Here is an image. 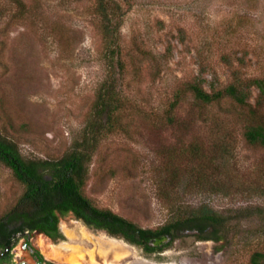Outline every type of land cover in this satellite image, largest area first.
I'll return each mask as SVG.
<instances>
[{
    "label": "rangeland",
    "instance_id": "1",
    "mask_svg": "<svg viewBox=\"0 0 264 264\" xmlns=\"http://www.w3.org/2000/svg\"><path fill=\"white\" fill-rule=\"evenodd\" d=\"M23 1L28 15L14 21V8L0 0V125L23 156L57 157L79 138L106 76L101 36L90 12L93 0ZM124 2L120 87L142 113L123 118L128 136L101 142L84 194L140 227L156 228L168 218L159 187L174 184L184 204H207L232 217L229 230L219 242L187 233L145 255L68 214L58 223L63 240L35 233L31 242L54 264H249L251 252L264 251V149L245 143L242 118L227 99L199 112L186 94L175 128L163 110L194 77L204 80L206 91L264 79V0ZM257 94L249 88L251 105ZM194 145L199 155L191 151ZM21 193L0 164V215ZM22 242L14 254L34 264Z\"/></svg>",
    "mask_w": 264,
    "mask_h": 264
},
{
    "label": "trees",
    "instance_id": "2",
    "mask_svg": "<svg viewBox=\"0 0 264 264\" xmlns=\"http://www.w3.org/2000/svg\"><path fill=\"white\" fill-rule=\"evenodd\" d=\"M6 1L14 8L11 20L28 15L29 8L23 0ZM121 1L126 0H93L90 6V12L97 20L107 73L95 91L79 138L74 139L60 156L30 158L22 155L17 141L3 124L0 125V164L22 186V193L14 204L0 215L1 251L13 247L20 238L27 239L35 233L54 243L63 240L58 223L60 217L68 214L89 229L103 231L140 248L145 255L159 253L187 233L198 241L219 242L229 230L232 217L207 204H184L175 192L177 185L174 184L159 187L168 218L156 228L140 227L110 209L96 206L84 194L89 167L101 142L110 135L128 136L129 124L123 118L142 113L136 103L125 97L120 87L124 54L119 32L125 14ZM203 84L201 77H194L175 91L163 110L166 123L171 128L179 126L177 111L186 94L191 98L190 108H197L199 112L220 107L221 101L227 99L242 118L245 143L252 148L264 149V118L259 117L260 109L264 108V79L255 78L247 84L236 81L222 89L211 86L210 91H206ZM252 86L258 92L253 105L248 102ZM222 149L226 151L224 145ZM191 151L199 155L200 147L194 145ZM249 264H264V251L251 252Z\"/></svg>",
    "mask_w": 264,
    "mask_h": 264
},
{
    "label": "flooded vegetation",
    "instance_id": "3",
    "mask_svg": "<svg viewBox=\"0 0 264 264\" xmlns=\"http://www.w3.org/2000/svg\"><path fill=\"white\" fill-rule=\"evenodd\" d=\"M58 229H59V227H58ZM31 237H29L27 239L20 238L18 240V242L13 247H11L10 249H4L3 251L0 250V262L2 264H24L27 262L25 258L16 257V254H14V253H16V245L21 240L23 241L22 245H21V251L26 253V256L31 260V262H33L34 264H46V262H49L48 260H46L43 257V255L39 252V250L33 245V243L31 242ZM46 238H48V237H46ZM7 259H9V261H7ZM40 259H42L43 262H41Z\"/></svg>",
    "mask_w": 264,
    "mask_h": 264
}]
</instances>
